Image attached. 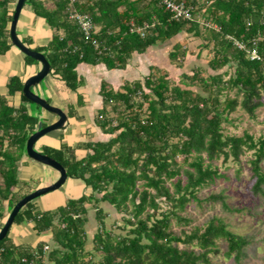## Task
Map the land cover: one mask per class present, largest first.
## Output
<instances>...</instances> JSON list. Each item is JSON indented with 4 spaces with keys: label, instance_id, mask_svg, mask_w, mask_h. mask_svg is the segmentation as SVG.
Returning a JSON list of instances; mask_svg holds the SVG:
<instances>
[{
    "label": "trees",
    "instance_id": "obj_1",
    "mask_svg": "<svg viewBox=\"0 0 264 264\" xmlns=\"http://www.w3.org/2000/svg\"><path fill=\"white\" fill-rule=\"evenodd\" d=\"M49 1L54 8L48 7ZM171 1L189 9L192 19L174 18L164 0H26L24 7H30L55 31L47 46L34 50L46 57L51 73L74 92L83 85L78 65L126 69L135 54L143 55L182 33L208 39L205 47L212 44L209 67L215 74L184 73L180 85L151 67L147 77L126 82L121 90L103 82V107L96 125L109 139L79 145L88 150L82 159L66 144L60 149H43L65 168L68 178L83 182L91 194L48 211H41L34 201L28 203L14 225L32 223L38 236L50 233L51 240L35 247L16 245L9 231L0 241V264H211V255L220 251L219 242L226 246V256L240 262L252 240L232 232L224 219L212 217L190 233L176 234L170 227L172 217L187 221L178 212L198 199L199 190L221 177L215 165L221 158L240 162L246 151H254L252 191L264 196V137L254 140L248 133H223V124L238 107L253 118L264 105V0ZM14 2L0 0V56L12 46L9 28L14 12L10 5ZM72 13L90 17L94 28L90 39L70 18ZM26 43L31 45L32 40ZM252 51L258 58H251ZM187 53L179 43L169 58L179 63ZM26 62L38 63L28 56ZM226 68L233 69L232 74L220 72ZM193 87L202 88V93ZM8 90L9 95L23 90L19 77L9 80ZM230 91H235L234 97ZM27 104L25 96L19 108L8 106L0 97V222L7 219L5 202L10 214L31 192L20 193L31 182L20 180L18 168L40 119L29 113ZM159 199L169 202L170 210L158 214ZM205 200L218 201L230 210L222 193ZM102 203L125 214L123 229L130 227L126 234L107 228ZM88 205L95 209L99 224L92 239L98 256L86 250Z\"/></svg>",
    "mask_w": 264,
    "mask_h": 264
},
{
    "label": "rangeland",
    "instance_id": "obj_2",
    "mask_svg": "<svg viewBox=\"0 0 264 264\" xmlns=\"http://www.w3.org/2000/svg\"><path fill=\"white\" fill-rule=\"evenodd\" d=\"M179 43L188 50V53L182 62L173 63L169 58V53ZM207 44L208 39L204 41L201 38L194 37L192 34L182 33L171 40L149 48L143 55L135 54L136 56L130 60L132 65L127 70L126 82L143 80L144 77L150 74L151 67L158 68L162 74H168L169 78L180 85L181 76L184 73L193 75V72L198 70L201 71L204 77H208L209 74H215L209 67V61L213 56L212 44L208 48L205 47ZM225 71L232 74L233 69L226 68L220 72ZM228 78L229 75L225 76V80ZM191 89L202 93V88L200 87ZM228 94L234 97L235 91H230ZM224 99L225 95L222 97V100ZM241 99L240 97L239 101ZM33 106L35 107V105ZM228 118L229 120L223 124L225 136H244L245 133H248L253 136L254 140L264 137V105L256 110L253 118L240 107ZM253 154L254 151H246L242 155L240 162H235L232 159L223 162L221 158L215 163L221 177L215 183L199 190L197 193L198 199L190 201L184 210L178 212V215L187 221H180L175 217L171 218L170 230L176 234H181L182 232L190 233L195 228H203L209 219L218 217L225 220L232 232L252 240L251 245L243 252L240 262L226 256V246L224 243L219 242L220 251L218 254L211 255V264H264V196L255 195L252 191L254 180L252 178L250 160L254 158ZM178 161L180 163L183 162V157L180 156ZM262 168L264 172V162L262 163ZM177 179L176 177L172 181L175 182ZM172 181H169L167 185L173 192L175 188L172 186ZM142 184L143 182L139 183V190L143 188ZM34 187H36V184L32 181L20 193H27ZM221 193L224 195L230 210H226L218 201L208 202L205 200L212 194ZM158 201L160 202L158 214L170 210L171 205L169 202L160 199ZM88 207L89 223L86 225V229L89 240L86 250L98 256L99 254L93 250L92 239L99 224L95 219V209L90 205ZM101 207L107 214V228L111 229L115 234H126L130 227L123 229V216L125 214L118 212L107 203H102ZM131 209L132 206L129 205V210ZM8 214L9 212L7 216ZM4 220L0 222V229L4 224Z\"/></svg>",
    "mask_w": 264,
    "mask_h": 264
},
{
    "label": "crops",
    "instance_id": "obj_3",
    "mask_svg": "<svg viewBox=\"0 0 264 264\" xmlns=\"http://www.w3.org/2000/svg\"><path fill=\"white\" fill-rule=\"evenodd\" d=\"M16 2L17 0L10 5L11 13L15 10ZM48 7L54 8V2H48ZM54 33L55 31L46 21L37 17L30 7L23 8L17 24V34L24 44L33 50L37 47H45L52 40ZM28 40H32L31 45L26 43ZM131 65L132 63L129 62L126 69L108 70L104 65L91 66L82 63L76 70L83 85L76 92L69 89L60 77L51 72L40 84L32 87L37 95L67 115V122L62 129L53 131L37 141L35 145L37 151L43 153L45 147L60 149L62 144H66L76 150L78 159H82L87 155L88 150L79 145L109 139L110 136L96 125L97 112L103 107L101 86L106 82L112 88L121 90L126 84L127 70ZM41 68L39 62L27 64L26 55L13 45L6 54L0 56V97L6 99L8 106L19 108L24 96L23 90L9 95V80L12 77H19L24 87L25 81L36 75ZM79 97L82 98V106L79 105ZM36 106L39 105L27 104L29 113L38 115L40 122L47 126L58 121L59 117L56 114ZM18 174L22 182L34 181L36 187L31 192L49 186L59 178V173L55 169L32 160L28 155L23 156L20 161ZM89 194L91 189L83 182L68 178L60 189L36 199L34 203L41 211H48L64 206L69 199H77ZM7 205L8 202L5 205V216L8 213ZM33 227L32 223L13 225L10 237L14 244L35 247L39 242H50L52 236L50 233L38 236Z\"/></svg>",
    "mask_w": 264,
    "mask_h": 264
},
{
    "label": "water",
    "instance_id": "obj_4",
    "mask_svg": "<svg viewBox=\"0 0 264 264\" xmlns=\"http://www.w3.org/2000/svg\"><path fill=\"white\" fill-rule=\"evenodd\" d=\"M25 3L26 0H17L16 2L13 19L12 22L10 23V28H9L10 41L12 45L18 48L23 54L41 63L42 68L36 75L31 76L25 81L23 87V94L30 103L39 105L46 111L56 114L59 117L57 122L47 126H43L44 124L42 122H39L36 132L33 135H31L27 141L26 151L28 157H30L32 160L55 169L59 173V178L56 182H54L49 186L41 187L30 192L13 207L12 211L5 220L2 228L0 229V241L3 240L8 235L9 231L11 230V227L14 225L16 216L28 203L33 202L36 199L50 192L60 189L68 179V175L65 168L59 162L49 157L48 155L37 151V149L35 148V145L39 139H41L42 137L46 136L47 134L53 131L62 129L65 126L67 122V115L61 109L51 106L45 99L37 95L32 90V87L40 84L46 78V76L50 74L51 66L48 60L46 59V57L42 53L37 52L31 49L30 47H28L26 44H24L17 34L18 20L24 8Z\"/></svg>",
    "mask_w": 264,
    "mask_h": 264
},
{
    "label": "built area",
    "instance_id": "obj_5",
    "mask_svg": "<svg viewBox=\"0 0 264 264\" xmlns=\"http://www.w3.org/2000/svg\"><path fill=\"white\" fill-rule=\"evenodd\" d=\"M164 4L166 5L167 9L173 13L174 18L192 19L191 11L187 9L183 4H177L176 2H173L171 0H164ZM70 18L75 20L79 24L81 30L85 35V38L90 39L91 32L94 29L90 17L87 15L82 16L80 14L72 13ZM240 47L242 48V46ZM251 58H258L256 51H252Z\"/></svg>",
    "mask_w": 264,
    "mask_h": 264
},
{
    "label": "bare ground",
    "instance_id": "obj_6",
    "mask_svg": "<svg viewBox=\"0 0 264 264\" xmlns=\"http://www.w3.org/2000/svg\"><path fill=\"white\" fill-rule=\"evenodd\" d=\"M253 61V60H252Z\"/></svg>",
    "mask_w": 264,
    "mask_h": 264
},
{
    "label": "clouds",
    "instance_id": "obj_7",
    "mask_svg": "<svg viewBox=\"0 0 264 264\" xmlns=\"http://www.w3.org/2000/svg\"><path fill=\"white\" fill-rule=\"evenodd\" d=\"M2 228V227H1Z\"/></svg>",
    "mask_w": 264,
    "mask_h": 264
}]
</instances>
